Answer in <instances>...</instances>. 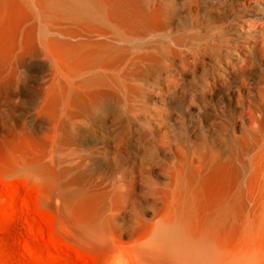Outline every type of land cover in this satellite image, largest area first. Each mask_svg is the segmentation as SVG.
I'll return each mask as SVG.
<instances>
[{"label":"bare ground","instance_id":"1","mask_svg":"<svg viewBox=\"0 0 264 264\" xmlns=\"http://www.w3.org/2000/svg\"><path fill=\"white\" fill-rule=\"evenodd\" d=\"M35 3L52 33L54 118L99 122L130 188L140 177L160 193L158 167L169 179L176 208L150 227L149 250L167 264H264V0ZM65 200L99 238L103 196Z\"/></svg>","mask_w":264,"mask_h":264},{"label":"rangeland","instance_id":"2","mask_svg":"<svg viewBox=\"0 0 264 264\" xmlns=\"http://www.w3.org/2000/svg\"><path fill=\"white\" fill-rule=\"evenodd\" d=\"M46 25L35 0H0V264H167L149 250L148 235L176 208L163 192L168 177L156 168V195L140 177L130 188V176L102 155L99 122L68 111L54 118ZM70 193L76 206L103 196L99 238L80 232L81 216L65 200ZM245 214L248 223L254 214Z\"/></svg>","mask_w":264,"mask_h":264}]
</instances>
